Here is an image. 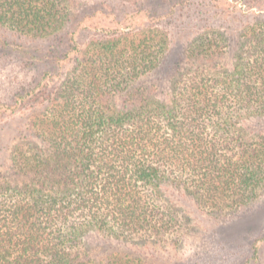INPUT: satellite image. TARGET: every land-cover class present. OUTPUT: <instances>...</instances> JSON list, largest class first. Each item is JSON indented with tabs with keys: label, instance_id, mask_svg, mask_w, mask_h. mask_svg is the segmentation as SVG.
<instances>
[{
	"label": "trees",
	"instance_id": "1",
	"mask_svg": "<svg viewBox=\"0 0 264 264\" xmlns=\"http://www.w3.org/2000/svg\"><path fill=\"white\" fill-rule=\"evenodd\" d=\"M223 1L171 7L197 30L169 77V31L142 0H124L142 28L82 42L81 0H0V31L49 43L57 66L0 102L1 123L22 122L0 171V264H152L146 250L194 234L165 188L225 220L262 199L264 0Z\"/></svg>",
	"mask_w": 264,
	"mask_h": 264
},
{
	"label": "rangeland",
	"instance_id": "2",
	"mask_svg": "<svg viewBox=\"0 0 264 264\" xmlns=\"http://www.w3.org/2000/svg\"><path fill=\"white\" fill-rule=\"evenodd\" d=\"M81 1L88 5L81 10L82 15L90 16L77 31V38L81 42L88 36L87 30L98 32L99 29L120 28L129 31L128 25L134 23L138 28H142L148 21L143 14L130 19L134 6L132 3L125 4L124 0ZM175 1L177 4H165L160 0H142L144 9L150 10L152 16L159 17V24L169 31L171 39L167 72L169 77L173 73L174 63L182 58L186 41L192 32L197 30L190 29L185 22L182 24L183 21L178 17L180 13L172 18L171 7L178 5L181 0ZM222 2L224 3L223 0ZM224 7L226 8V5ZM193 24L197 25L195 28L203 25L197 21ZM48 45L49 43L29 41L0 31V102L14 93L17 86L14 81L18 82L17 78L23 76L29 67H32L29 68L31 70L29 75L34 77H39L45 71L57 72L53 55L46 57ZM18 119L20 120L19 117ZM21 123L18 120H11V117L0 122V171L6 172L10 166L12 149L9 147L17 136L16 127L18 128ZM260 126L264 127V122H261ZM164 194L190 216L194 224V234L185 244L156 246L146 250L152 264H246L249 260L250 264H264V245L260 248L259 263L251 260L254 241L264 236V195L252 206L237 213H228L231 215L230 219L225 220L224 217L201 211L189 197L175 188H165ZM86 242L90 248L108 246V243L96 234H92Z\"/></svg>",
	"mask_w": 264,
	"mask_h": 264
}]
</instances>
